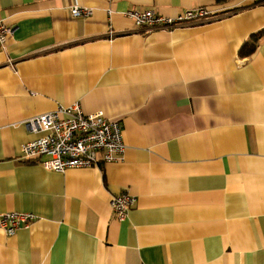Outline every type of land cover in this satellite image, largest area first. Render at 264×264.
I'll list each match as a JSON object with an SVG mask.
<instances>
[{"label":"crops","instance_id":"0c3cea01","mask_svg":"<svg viewBox=\"0 0 264 264\" xmlns=\"http://www.w3.org/2000/svg\"><path fill=\"white\" fill-rule=\"evenodd\" d=\"M92 10L74 18L71 8ZM215 16L139 29L125 13ZM0 216L36 221L0 264H264V0H0ZM79 104L123 128L121 160H20L28 120ZM136 198L116 219L113 196Z\"/></svg>","mask_w":264,"mask_h":264},{"label":"built area","instance_id":"2783aa9c","mask_svg":"<svg viewBox=\"0 0 264 264\" xmlns=\"http://www.w3.org/2000/svg\"><path fill=\"white\" fill-rule=\"evenodd\" d=\"M70 11L74 18H89L93 13L90 9L78 7ZM215 14L206 7L190 8L174 17H165L153 10L125 13L137 28L148 30H173ZM13 32V28L0 23V48H4L7 37ZM25 127L39 137L22 146L20 160L38 161L50 172L64 173L69 169H89L117 162L126 150L119 121L109 120L103 111L87 114L79 104L59 106L55 111L28 120ZM135 203L136 198L126 189L112 197L110 206L116 219L123 222ZM35 221L34 214L11 212L0 216V228L8 236H14Z\"/></svg>","mask_w":264,"mask_h":264},{"label":"trees","instance_id":"16d2710c","mask_svg":"<svg viewBox=\"0 0 264 264\" xmlns=\"http://www.w3.org/2000/svg\"><path fill=\"white\" fill-rule=\"evenodd\" d=\"M222 0H218L220 2ZM264 39V28L261 29L260 31L254 33L251 37L250 40L246 41L244 45L240 49V56L242 57H248L252 54L255 53L258 47V43L260 40Z\"/></svg>","mask_w":264,"mask_h":264}]
</instances>
